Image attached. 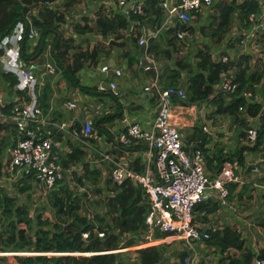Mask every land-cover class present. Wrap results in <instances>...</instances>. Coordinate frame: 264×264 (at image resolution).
<instances>
[{
    "label": "crops",
    "instance_id": "1",
    "mask_svg": "<svg viewBox=\"0 0 264 264\" xmlns=\"http://www.w3.org/2000/svg\"><path fill=\"white\" fill-rule=\"evenodd\" d=\"M67 1L69 0H59L56 9L64 12L63 5ZM168 1L173 5H178L183 0ZM231 1L214 0L212 7L204 8L196 14L194 21L190 25V32L193 38L185 43L177 39V26L180 24L177 19L167 20L164 16L165 14H163L162 19H156L153 12H148L142 23L131 25L122 33L124 37L120 39L115 38L114 35L104 38L97 32H87L78 35L74 32L72 25L80 23L84 26L85 19H88L89 23L94 22L98 11L101 9L108 15L120 13L122 10L125 13L127 11L120 6V0H74L71 8L66 11V23L59 28V31L62 33L63 39L72 38L74 45L81 46L84 50L93 51L99 46L98 56L94 63L90 61L84 63L82 71L77 75L79 85L76 88L69 85L64 78L62 70L59 68L55 74H47L42 78L41 92L46 85H49L51 89L50 95H52L51 107L47 114L43 112L44 117L55 125L71 122L80 128L87 117H93L94 122L99 118L112 117L110 122L107 123L106 129L117 141L120 135L126 132L127 128L132 124H138L146 131L151 130L159 110V104L154 94L145 92V87L152 82L157 73L162 87L175 85L186 89L190 76L196 72L199 62L197 58L199 50H206L214 62L223 61L224 58H227V62H233L235 66L229 72L233 76L237 73V64L242 57L249 56L252 66H259L260 64V69L264 68V48L256 51L251 45L245 46L242 43L251 32L252 22L250 21V16L255 13L249 14L245 20L243 18L245 13L242 10H238L227 32H221L217 29L221 6ZM251 1L256 2L258 5V0H236V4L241 6ZM129 3L131 6L132 0ZM128 11H130V8ZM64 31L67 33H64ZM52 39L53 37L49 40V45L42 54V61L38 63L45 64L51 60ZM134 39L135 42H133ZM141 39L148 40V46L152 45L154 47L151 54L157 61L158 69L156 72L146 71V49L140 45ZM31 43L36 45L38 40ZM262 44L264 45V42ZM33 49L34 46L30 48V53ZM104 66H109L110 72H103L102 68ZM115 70H121L122 76H115ZM150 72H154V75ZM2 73L3 70L0 65V101L6 105L14 101L18 102L19 97L16 87L11 93L8 90L9 84L1 77ZM112 82L117 84L118 95L115 96L111 92L99 93L97 91L100 83L109 84ZM250 91L254 96H262L264 95V86L255 87L254 90ZM242 95L244 97V92ZM212 97L211 99H213ZM69 101H77L78 107L76 110H68L65 107V104ZM98 108L100 113L95 114ZM214 110L215 107L208 101L191 105L178 102L174 103L172 112L173 122L182 135L183 145L187 152L191 153L195 146L198 147L199 144H204L206 173L210 178H215L222 168L219 165L220 154L228 157L234 154L238 147L248 146L246 139L240 136L245 129L238 127L229 118L214 115ZM263 118L261 117V122ZM258 119L260 120V118ZM215 121L216 123H214ZM197 128H201L202 131H196ZM205 128H208L209 132H206ZM47 129L49 131L51 129L56 130L54 127ZM56 132L62 133L58 130ZM95 134L87 142L90 147H87L85 142H75L64 134L63 142L54 146L57 148L54 155L62 159L61 157L71 153L70 144H72L73 147L79 146L80 150L85 153V157L71 167L73 172L67 175L65 180L60 182L54 190L41 193L37 190L34 180L24 179L20 176L8 178L6 175V165L8 164L10 151L18 139V132L12 122L0 121V168L2 174L0 176V197L2 199L7 197L12 200L14 207L7 210V212L4 210L5 208H0V233H2L0 235V264H17L19 263L18 258L79 257L80 255L76 254H83L81 252L38 253L33 248L14 249L15 245L12 248H7L1 239L6 240L8 238L7 234L12 232V228L7 221V216L12 213L17 219V217L24 215L23 212H26L27 218L31 223L28 225L21 223L17 226V229L18 231L25 230L31 235L29 240L35 241L40 229V226H38L39 216H42V221L50 220L51 222H53L52 217L55 216V222L59 224H66L67 221L72 219V215L66 216L58 213L59 210L56 207L55 198L57 200L58 198H63L66 206L73 205L75 202L81 206L82 195L89 191L92 192L96 188L97 190L99 188L102 190L101 195L94 192L100 196V201L104 200L103 198H106V196H114V193L108 194L107 190L108 186L111 190L113 185L110 178L113 164L102 160L100 155L94 152L92 148H95L98 152L106 153L110 159L113 158L112 160L120 161L128 166L139 157L142 158L144 163L143 155L140 151H118L106 139L99 137L97 132ZM204 137L207 140L204 141ZM134 147H138V145ZM245 155L244 164L239 163L242 182L229 185V206L222 207L216 194L213 193L209 199L202 203L204 211L195 213V223L208 229L217 228L221 230L225 227L235 229L241 234V238L246 242L247 249L253 252L255 259V256L264 252V230L260 226V220L264 219V146L259 147L255 153L247 152ZM250 156L261 161L262 172L259 175L255 174L251 167H248V164L251 165ZM86 166L99 172L100 177L97 186L86 181L89 178L86 174ZM83 184L85 186L81 189ZM210 192L209 190L208 193ZM61 193L62 195H60ZM88 194L91 195V193ZM51 206L53 213L48 215L46 210L50 211ZM103 208L106 209L105 206ZM79 211L78 215L81 216ZM16 219L14 221L17 222ZM99 229L105 230L104 227H99ZM156 233L153 234L154 238ZM147 234L148 231L144 234H129L122 241V244H124L127 241L130 242L131 238L136 240L135 246L123 249L125 250L122 252L125 253L123 256L125 264H139L138 256L135 252L142 248L152 247L144 245L147 242ZM165 245L167 247L161 264H182L183 256L185 258L192 253L186 247L184 240H177L172 242V245ZM195 251L199 254L201 262H205V256L213 254V260L208 264H227L223 262L225 256L214 245H196ZM125 256L127 257L125 258ZM240 257L241 253L238 254L236 259L240 260ZM43 262L41 261L40 263L43 264Z\"/></svg>",
    "mask_w": 264,
    "mask_h": 264
},
{
    "label": "built area",
    "instance_id": "2",
    "mask_svg": "<svg viewBox=\"0 0 264 264\" xmlns=\"http://www.w3.org/2000/svg\"><path fill=\"white\" fill-rule=\"evenodd\" d=\"M120 0L119 4L125 9L136 14H142L147 3L152 0ZM164 10L167 20H178L181 25L190 27L196 14L204 8L213 6L214 0H183L178 5H173L168 0H159ZM59 2V1H58ZM56 3H46L49 8H56ZM259 10L250 16L252 22L251 32L242 41L243 45L254 47V50H261L264 42V0H258ZM129 11H127L128 13ZM26 22L17 23L11 33L0 41V65L5 73L13 74L17 78L16 90L24 93L26 98L13 105L10 111L5 112L6 104L0 101V121L12 122L18 132V139L10 151L8 164L5 173L8 178L23 177L32 179L39 192L54 190L60 182H63L73 169H65L61 159L52 155L55 146L54 137L47 128L54 127L59 132L73 139L75 142H89L96 135L93 117H87L82 127L79 128L75 123H63L55 125L50 123L43 115L40 107L39 97L41 93L42 78L47 74H55L58 70L57 65L50 60L48 63L40 64L33 62L25 63L23 60V41H37L41 34L40 31ZM193 35L189 30H180L177 39L187 43ZM140 45L145 47L146 71H157L158 65L154 56L149 50L148 40L141 39ZM227 58L223 59V63ZM102 71L110 72L109 66H104ZM115 76H122L121 70H115ZM239 85L233 81V74L223 72L221 80L215 87L212 98L232 96L236 93ZM117 84L100 83L97 91L99 93L111 92L118 95ZM145 92L154 94L158 99L159 110L155 117L151 130H143L138 124L130 125L126 132L118 138L125 146L142 145L145 151L142 152L145 166L144 174L134 172L128 165L112 160L109 155L97 151L104 161L111 162L113 168L110 172L112 182L121 186L125 180L130 179L139 185L148 196L150 202V212L146 219L148 226L147 242L144 245L158 246L169 244L177 240H184L186 247L191 250V254L182 260V264H208L213 260L212 255L205 256V262H201L199 254L195 251L196 245L207 244L212 237L211 233L220 229H208L195 223L194 209L199 203L209 199L213 193L222 207H228L230 202L229 185L241 183L240 165L238 160H228L224 163L219 174L215 178H210L206 173V158L201 150L187 152L183 145L182 135L173 122L174 99H187L186 89L179 86L162 87L159 75L153 78L152 82L145 87ZM244 97L251 103L261 104V112L256 117L246 115L247 140L250 147H254L259 138V127L261 117L264 116V95L254 96L250 90L244 91ZM68 110H76L77 101H69L65 104ZM245 108H240L245 112ZM98 108L95 114H99ZM260 118V120L258 119ZM46 127V128H45ZM209 132L208 128H205ZM87 147H90L87 144ZM248 167L259 175L262 172L261 161L250 156ZM211 191L208 193V191ZM88 193H91L89 195ZM87 199H93V191H89ZM98 195H96L97 197ZM105 200V198H103ZM94 219V217H93ZM222 230V229H221ZM106 231L100 230L98 225L93 232L84 233L83 239L87 242L92 233L99 239L106 238ZM159 231L170 236L163 240H156L153 234ZM129 234H124L121 238L126 239ZM125 250H118L114 253H122ZM102 253H83L76 254L81 257H89ZM79 256V257H80ZM253 264H264L261 255L255 256Z\"/></svg>",
    "mask_w": 264,
    "mask_h": 264
},
{
    "label": "trees",
    "instance_id": "3",
    "mask_svg": "<svg viewBox=\"0 0 264 264\" xmlns=\"http://www.w3.org/2000/svg\"><path fill=\"white\" fill-rule=\"evenodd\" d=\"M59 0H0V41L6 35L11 33L18 22L24 21L27 25H31L40 31V38L38 43L32 44L30 40L23 41V60L25 63L31 64L33 62L42 61V54L46 47L49 45V40L52 39L51 48V60L62 70L64 78L68 81L71 87L76 88L79 85V78L77 75L82 71L85 62L96 61L97 54L99 52V46L93 51L89 49L84 50L81 46H75L72 38L63 39L62 33L59 28L66 23V11H68L73 5L74 0H69L63 5L64 12H60L56 8H49L46 3H56ZM123 8V7H122ZM241 8V9H240ZM238 10H242L245 13L243 17L245 20L251 13H257L259 10L256 2H246L244 5L237 6L236 0H232L229 3L221 6V14L217 23V29L221 32H227L230 28L233 17ZM148 12H153L156 19H162L165 13L161 2L159 0H152L147 3L142 14H136L133 11L125 13L124 10L120 13H113L108 15L104 10H100L97 13V18L94 22L89 23L88 19H85V24L82 26L80 23L72 25L76 34L82 35L87 32L100 33L104 38H109L114 35L115 38L120 39L131 25L134 23H142L145 15ZM180 30H191L181 23L177 26V33ZM176 33V34H177ZM135 42V39L133 40ZM34 46L33 51L30 53V48ZM154 47L149 46L148 52H152ZM199 59L196 72L192 74L186 85L187 99L181 100L174 99V103H183L186 105L200 104L202 102H211L215 110L214 115L229 118L238 127L244 128L245 133L242 132L240 136L247 140V122L246 115L256 117L261 112V104L251 103L243 97L245 90H254L260 86H264V68L260 69L259 66H252L251 58L242 57L237 66V73L233 76V81L239 85L236 93L232 96L217 97L211 99L214 94L216 85L221 80V74L223 72H230L235 66L233 62L223 61L214 62L212 57L206 50H199L197 53ZM154 75V72H150ZM1 77L9 84L8 90L13 93L16 85L17 78L13 74H8L3 71ZM175 86V85H172ZM43 91L45 92L43 94ZM39 97L40 107L44 114H47L51 107V89L49 85H46ZM86 91V90H83ZM43 94V95H42ZM18 102L23 101L26 96L24 93L17 91ZM16 101L8 103L5 112L8 113L10 109L18 103ZM244 107L245 112H241L240 108ZM264 116H262L263 118ZM112 117L99 118L94 122L95 131L97 135L103 137L118 151L134 152L145 151V147L141 144L138 147H134L132 143L130 146H125L114 137L106 129V125L110 122ZM216 123V121L214 122ZM78 127V126H77ZM80 129V127H78ZM202 131L201 128H197L196 131ZM259 138L254 147L242 146L236 149V152L228 157H224L220 154L219 165L223 167L224 163L228 160H238L242 165L246 158L245 153H255L259 147L264 146V118L259 127ZM51 133L54 137L55 144L62 143L64 134L56 132L51 129ZM203 140H207L205 137ZM203 141V142H204ZM71 146V153L61 157L62 165L65 169H70L75 163H79L84 157L85 153L80 150L79 146ZM201 150L204 151V144L195 146L192 151ZM122 153V152H119ZM85 166V165H84ZM129 168L136 173L144 174L145 166L143 165L142 158H137L130 163ZM86 174L89 177L86 181L91 182L95 186L98 185L99 172L85 167ZM1 174V168H0ZM2 176V174L0 175ZM81 181V179H79ZM112 182V181H111ZM113 183V182H112ZM84 185V184H83ZM108 186V185H107ZM108 194L114 193V196H106L105 200L97 202L101 208L105 206L107 212L105 215H95L94 221L90 220L87 216L78 215V211L82 207L75 202L73 205L66 206L63 198L56 199V207L58 213L62 215H72V219L67 223H56L50 220L42 221V216L38 217V226L40 229L36 235L35 241L29 240L31 236L28 232L18 231L17 226L21 223L30 224V220L27 218L26 212L21 217H14V213L7 216L8 225L12 228V232L7 234V239L2 240L5 247L15 245L14 249H31L38 253L49 252H81V253H102L106 254L93 255L89 257H73L62 256L55 258L47 257H30V258H18L17 264H125L123 262V256L125 253H114L120 249H126L135 246V238H131L130 242H125L121 238L124 234H144L147 233L148 227L146 224L147 216L150 212V202L143 192L142 188L135 184L130 179L124 181L121 186L113 183L112 188L107 187ZM96 191L102 193L99 188ZM101 195V194H100ZM103 203V204H102ZM203 203V202H202ZM199 203L195 206L194 215L196 212H203L204 206ZM4 210L13 209V201L4 197H0V208ZM67 208V209H65ZM15 210V209H14ZM18 211V210H16ZM66 211V212H65ZM21 212V211H19ZM14 219L17 220L14 221ZM64 224V225H63ZM103 228L106 227V238L99 239L93 233L90 239L86 242L83 239V234L86 232H93L95 226ZM260 226L264 230V219L260 220ZM68 227V228H66ZM2 233H0L1 235ZM212 237L207 244L216 246L224 257L223 262L227 264H253L254 254L247 249L246 242L241 238V234L231 227H225L222 230L211 233ZM170 235L167 233L155 234L156 239H165ZM20 242V243H19ZM17 244V245H16ZM166 245L152 246L137 250L135 253L138 256L139 264H161ZM17 251V250H16ZM241 253L240 260L236 259L238 254ZM261 258H264V252L261 254ZM184 259V256L183 258Z\"/></svg>",
    "mask_w": 264,
    "mask_h": 264
},
{
    "label": "rangeland",
    "instance_id": "4",
    "mask_svg": "<svg viewBox=\"0 0 264 264\" xmlns=\"http://www.w3.org/2000/svg\"><path fill=\"white\" fill-rule=\"evenodd\" d=\"M64 33H67V32H65L64 31ZM264 48V45L263 44H261V47H260V49H263ZM66 80V79H65ZM67 81V80H66ZM86 184V183H85ZM85 184L84 185H82L81 186V189L85 186ZM93 192H96V193H98L97 191H96V189H94V191ZM63 193V192H62ZM62 193L60 194V195H62ZM83 193H84V191H83ZM82 197H83V201L81 202V207H82V209L79 211V213L81 214V215H87V217L90 219V220H92V221H94V219H93V217L95 216V215H105V213H106V209H104V208H101L100 206H99V204L97 203V202H99L100 201V196H97L96 197V194L95 193H92V200L91 199H87V194H83L82 195ZM103 204V203H102ZM51 205V204H50ZM51 211V212H50ZM50 211H48V210H46V214H51V213H53L52 212V206H51V209H50ZM52 221L53 222H55L56 221V218H55V216L54 217H52ZM104 228H106V227H104ZM120 250H123V249H120ZM97 255H99V254H97ZM127 256H125V258H126Z\"/></svg>",
    "mask_w": 264,
    "mask_h": 264
},
{
    "label": "water",
    "instance_id": "5",
    "mask_svg": "<svg viewBox=\"0 0 264 264\" xmlns=\"http://www.w3.org/2000/svg\"><path fill=\"white\" fill-rule=\"evenodd\" d=\"M129 10V7H125V11H128ZM31 42H33V41H31ZM146 62V61H145ZM57 148H53V150H52V155H54L55 154V150H56Z\"/></svg>",
    "mask_w": 264,
    "mask_h": 264
}]
</instances>
